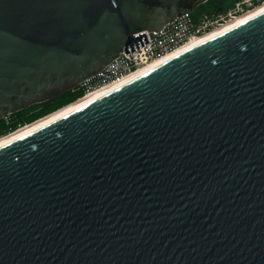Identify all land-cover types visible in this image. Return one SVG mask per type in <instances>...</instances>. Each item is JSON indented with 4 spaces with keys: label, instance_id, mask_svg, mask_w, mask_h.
Returning <instances> with one entry per match:
<instances>
[{
    "label": "water",
    "instance_id": "obj_1",
    "mask_svg": "<svg viewBox=\"0 0 264 264\" xmlns=\"http://www.w3.org/2000/svg\"><path fill=\"white\" fill-rule=\"evenodd\" d=\"M209 0H0V121ZM0 264H264V11L0 147Z\"/></svg>",
    "mask_w": 264,
    "mask_h": 264
},
{
    "label": "built area",
    "instance_id": "obj_2",
    "mask_svg": "<svg viewBox=\"0 0 264 264\" xmlns=\"http://www.w3.org/2000/svg\"><path fill=\"white\" fill-rule=\"evenodd\" d=\"M263 3L264 0H242L241 3L236 4L233 11L228 13L226 17L218 16L214 18L209 15H201L199 18H195L192 13L185 14L174 19L159 32L146 33L148 42L145 46L127 55L120 54L100 73L82 83L80 87L84 93L79 99L90 91L120 83L124 78L136 73L147 64L157 59H162L185 44L211 33L225 24L231 23L236 17L253 10ZM9 117L7 116L3 120H7Z\"/></svg>",
    "mask_w": 264,
    "mask_h": 264
},
{
    "label": "bare ground",
    "instance_id": "obj_3",
    "mask_svg": "<svg viewBox=\"0 0 264 264\" xmlns=\"http://www.w3.org/2000/svg\"><path fill=\"white\" fill-rule=\"evenodd\" d=\"M264 11V3L259 5L258 7L254 8L253 10L236 17L235 20H233L231 23L225 24L224 26L217 28L215 31L208 33L196 40H193L190 43L185 44L184 46H182L181 48H179L178 50H176L175 52L167 55L166 57H163L162 59H157L149 64H147L146 66L142 67L140 70H138L136 73H133L131 75H129L128 77L124 78L120 83L114 84V85H109L108 87H105L103 89H96L93 91H90L89 93H87L86 95H84L81 99H79L76 102H73L70 105H67L61 109H59L58 111L45 116L37 121H35L32 124H27L25 126L20 127L18 130L10 132L8 134H6V136H1L0 138V147L4 146L10 142H13L65 115H67L68 113L104 96L105 94L110 93L111 91H114L115 89L131 82L132 80L138 78L139 76L143 75L144 73L156 68L157 66L161 65L162 63H164L165 61L205 42L208 41L224 32L229 31L230 29L234 28L235 26L245 22L246 20L254 17L257 14H260Z\"/></svg>",
    "mask_w": 264,
    "mask_h": 264
},
{
    "label": "trees",
    "instance_id": "obj_4",
    "mask_svg": "<svg viewBox=\"0 0 264 264\" xmlns=\"http://www.w3.org/2000/svg\"><path fill=\"white\" fill-rule=\"evenodd\" d=\"M79 97H81V93H72V95L66 93L44 104H41L39 106L36 105L35 107H38V108L30 107L25 111H22L20 113L10 116V117H13L14 120L13 121L11 120L8 126L4 125L3 124L4 121L1 120L0 121V137L2 135L5 136L6 135L5 133L15 131L18 127H22L24 125L30 124L36 120H39L45 116H48L58 111L59 109L67 105L72 104Z\"/></svg>",
    "mask_w": 264,
    "mask_h": 264
},
{
    "label": "rangeland",
    "instance_id": "obj_5",
    "mask_svg": "<svg viewBox=\"0 0 264 264\" xmlns=\"http://www.w3.org/2000/svg\"><path fill=\"white\" fill-rule=\"evenodd\" d=\"M241 2H242V0H223V1L222 0H210L209 2L205 3L204 5L196 8L194 10V12L192 13V15H194L195 18H199L201 15H209V16L214 17V18L218 17V16L226 17L228 13L233 11V9L235 8L236 4L241 3ZM72 93H81V96H82L84 91L79 86L73 92H68V94H70V95H72ZM37 106H39V105H37ZM32 107H35V106H32ZM35 108H38V107H35ZM35 108H33V109H35ZM11 120L12 121L14 120L13 117H9L7 120H3L4 121L3 124L8 126L9 122ZM5 134H8V133H5Z\"/></svg>",
    "mask_w": 264,
    "mask_h": 264
},
{
    "label": "flooded vegetation",
    "instance_id": "obj_6",
    "mask_svg": "<svg viewBox=\"0 0 264 264\" xmlns=\"http://www.w3.org/2000/svg\"><path fill=\"white\" fill-rule=\"evenodd\" d=\"M223 1V0H222Z\"/></svg>",
    "mask_w": 264,
    "mask_h": 264
}]
</instances>
